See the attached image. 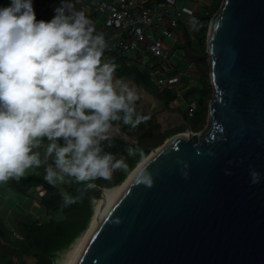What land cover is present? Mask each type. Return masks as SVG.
Returning <instances> with one entry per match:
<instances>
[{
    "label": "water",
    "instance_id": "1",
    "mask_svg": "<svg viewBox=\"0 0 264 264\" xmlns=\"http://www.w3.org/2000/svg\"><path fill=\"white\" fill-rule=\"evenodd\" d=\"M206 51V126L136 166L77 264H264V0H223Z\"/></svg>",
    "mask_w": 264,
    "mask_h": 264
},
{
    "label": "clouds",
    "instance_id": "2",
    "mask_svg": "<svg viewBox=\"0 0 264 264\" xmlns=\"http://www.w3.org/2000/svg\"><path fill=\"white\" fill-rule=\"evenodd\" d=\"M108 47L73 0H60L49 20L36 18L33 0L0 5V184L43 167L52 186L80 185L76 195L61 192L67 206L97 179L128 170L104 142L111 147L113 122L135 128L149 117L137 112L138 89L116 76ZM126 153L143 150L129 145ZM250 178L261 176L250 169ZM141 179L151 183L147 174Z\"/></svg>",
    "mask_w": 264,
    "mask_h": 264
},
{
    "label": "trees",
    "instance_id": "3",
    "mask_svg": "<svg viewBox=\"0 0 264 264\" xmlns=\"http://www.w3.org/2000/svg\"><path fill=\"white\" fill-rule=\"evenodd\" d=\"M196 0H179V3H194ZM223 0H202L194 12L190 27L185 22L180 23L183 38L176 48L183 52L198 69L196 83L185 91L188 100L196 97L200 108L189 117L186 109L182 113L184 123L175 128L163 129L158 120V112L149 114L136 105V110L149 118L132 128L121 122L113 125L121 126L124 136L112 135L111 147L105 143V150L113 152L117 158L125 157L129 168L127 171L116 170L110 179H97L94 187L89 189L77 202L64 206L62 204V191L77 194L80 185L65 183L58 186L50 185L44 179L43 167L34 168V173L25 175L19 181L9 180L7 189L14 193L40 199L42 210L51 216L43 218L37 215L20 214L15 218L14 227L4 218L0 217V264H55L61 252L68 250L75 241L88 229L94 216L96 202L102 197L105 189L122 184L136 166L146 158L151 151L162 145L171 136L191 129L199 132L207 124L209 102L212 98L213 88L210 80V64L207 55V36L209 25L214 14L219 10ZM59 0H33L37 19L49 20L54 15V9ZM0 5H4L0 0ZM194 39L198 41L195 44ZM105 56L112 58L118 65L116 76L126 80H134L138 85L158 96L163 102V108L177 98L174 91H159L151 76L138 64L128 65L127 59L131 53L120 54L105 50ZM126 60V61H125ZM131 145L143 150V155L137 154L128 157L126 148ZM42 152V151H41ZM32 262V263H31Z\"/></svg>",
    "mask_w": 264,
    "mask_h": 264
},
{
    "label": "built area",
    "instance_id": "4",
    "mask_svg": "<svg viewBox=\"0 0 264 264\" xmlns=\"http://www.w3.org/2000/svg\"><path fill=\"white\" fill-rule=\"evenodd\" d=\"M201 1L93 0L91 4V11L97 15L92 20L96 29L104 33L109 51L131 53L126 63L138 64L151 76L159 91H174L177 97L184 98L189 117L199 110L200 103L196 97L187 100L184 94L199 72L195 63L176 46L183 41L180 23L185 21L190 26L192 22L194 9L190 4L198 6Z\"/></svg>",
    "mask_w": 264,
    "mask_h": 264
},
{
    "label": "crops",
    "instance_id": "5",
    "mask_svg": "<svg viewBox=\"0 0 264 264\" xmlns=\"http://www.w3.org/2000/svg\"><path fill=\"white\" fill-rule=\"evenodd\" d=\"M3 4H7L9 0H2ZM93 0H73L74 7L79 10L85 11V13L92 19L96 18L97 15L91 11V4ZM197 10V5L190 4ZM196 7V8H195ZM195 10V11H196ZM185 23V21H183ZM185 64V63H184ZM130 84L137 87L140 99L136 102L144 112L153 114L158 112V120L161 123L163 129L175 128L184 123L182 113L186 109V103L184 98L177 97L169 105V109L163 108V102L160 101L157 95L146 90L145 88L138 85L134 80H127ZM191 81V84H195ZM116 129L119 134H115L119 137L124 136L123 129L121 126L113 125V129ZM112 135H114L112 133ZM43 151V145L41 146ZM34 173V169L28 170L27 174ZM40 205V199L33 197L24 196L19 193H14L7 189L6 184H0V217L6 219L12 227L15 223V218L20 214L37 215L44 217L45 215L50 217V214L45 213Z\"/></svg>",
    "mask_w": 264,
    "mask_h": 264
},
{
    "label": "bare ground",
    "instance_id": "6",
    "mask_svg": "<svg viewBox=\"0 0 264 264\" xmlns=\"http://www.w3.org/2000/svg\"><path fill=\"white\" fill-rule=\"evenodd\" d=\"M127 182H123L119 186L105 189L104 194L98 199L92 225L87 229L76 241L69 254L68 262L65 264H77L89 238L92 236L93 231L105 216V213L112 207L115 201L122 194Z\"/></svg>",
    "mask_w": 264,
    "mask_h": 264
},
{
    "label": "rangeland",
    "instance_id": "7",
    "mask_svg": "<svg viewBox=\"0 0 264 264\" xmlns=\"http://www.w3.org/2000/svg\"><path fill=\"white\" fill-rule=\"evenodd\" d=\"M195 4H193V6H194ZM192 9H194L193 7H191ZM194 12H195V9H194V11H193V14H194ZM193 14H192V16H193ZM190 27H194V28H196V24L194 25V23L193 22H191L190 24ZM168 41L170 42V43H174V40L173 39H171V38H169L168 39ZM194 42H195V44H198V41L196 40V39H194ZM184 79V81H187V78H183ZM186 132V131H185ZM112 133L115 135V134H119V132L114 128V129H112ZM98 201V200H97ZM96 204H97V202H96ZM77 241V240H76ZM76 241H75V243H76ZM74 243V244H75ZM74 244L68 249V250H65V251H63V252H61V254L59 255V257L57 258V260H56V262H55V264H65V263H67L68 261V259H69V254H70V251H71V249H73V246H74ZM32 263V262H31Z\"/></svg>",
    "mask_w": 264,
    "mask_h": 264
}]
</instances>
